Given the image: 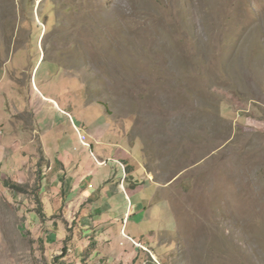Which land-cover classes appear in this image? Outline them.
<instances>
[{"label":"rangeland","instance_id":"1","mask_svg":"<svg viewBox=\"0 0 264 264\" xmlns=\"http://www.w3.org/2000/svg\"><path fill=\"white\" fill-rule=\"evenodd\" d=\"M0 264H264V0H0Z\"/></svg>","mask_w":264,"mask_h":264},{"label":"crops","instance_id":"2","mask_svg":"<svg viewBox=\"0 0 264 264\" xmlns=\"http://www.w3.org/2000/svg\"><path fill=\"white\" fill-rule=\"evenodd\" d=\"M80 141H81V139H80ZM63 148H64V146H63ZM72 151H73V149L71 151H68V149H66L62 153L59 151L54 156V163L55 164H62V166H63L62 169L61 168L57 169L56 165L53 164V162L51 163V164H53L51 166L53 168L52 170H54L53 173L56 176V178L59 176V173H61L63 171V169L64 170L66 168L69 169L70 168L69 165H71L73 168L78 167L76 170L80 171V175H81L82 171H84L86 173L85 178L83 179V182H85L87 184L86 188H84V192L81 193V196H82L81 201L84 202V199L88 198L89 196L95 197L98 194V196L102 198L101 199V201H102L101 205H103L105 207H103V209H104L103 211L97 210L95 213L98 215H96V216L99 217L101 215L103 216L104 214H106L109 219H112L114 221L116 219L120 220V216L123 213L124 205L121 204V201L116 197V194L122 195V192L124 193V191H125L124 194L127 196L126 191L128 190V188L131 190L137 191L136 189H137L138 185L136 187H127V186H124V185H126V183H125L126 181H124L123 186L119 183L120 180H122V178H119L118 169H115V167H113L112 165L111 166L108 165V162L110 160H114V159H110L106 163H102L99 160V158L97 159L96 155L94 156V154H90V153H89V155L86 153L80 154L78 152L74 153V151L73 152ZM98 151L101 152L100 157H103L102 159H104L106 156V155H104V153L106 154V152L103 153V150H100V148H98ZM83 155H86V157ZM75 157L76 158L79 157V159H76ZM87 160L93 161L91 166L89 165V162L87 163ZM72 162H75V163H73L74 166L72 165ZM100 163H102V164H100ZM55 168H56V170H55ZM77 178H79V176H77ZM124 188H125V190H124ZM155 195H156V191H155V194L153 195L154 199L156 198ZM127 197H129V195ZM153 198L150 200V202L152 200H154ZM129 200H131L130 197H129ZM140 200H142V199L139 197L138 199H136V201H137L136 203H132V204L129 203L128 204L126 211H124V218H125V214L128 212L129 213V219L128 220L126 219V222H124V224L130 222L131 214L133 212L135 205L138 207H140L142 205V202ZM72 203H74V202L72 201L70 203V205H72ZM72 207H74V206H72ZM146 207H147V204L145 205V208ZM79 208H80V206H79ZM147 208H149V207H147ZM141 212H142V210H141ZM154 213H156L154 210H151L150 208L146 209L144 211L143 219L144 220H151V219L156 220L157 217H156V214H154ZM98 221H102V219H100ZM124 224H123V226L125 228ZM143 234H146L145 238H147V239L152 237L147 232L142 233L141 235H143Z\"/></svg>","mask_w":264,"mask_h":264},{"label":"built area","instance_id":"3","mask_svg":"<svg viewBox=\"0 0 264 264\" xmlns=\"http://www.w3.org/2000/svg\"><path fill=\"white\" fill-rule=\"evenodd\" d=\"M81 130H79V134H80ZM80 136V139L82 140V142L85 144V145H88L87 141H86V136L82 134L79 135ZM125 220L127 219V215H125Z\"/></svg>","mask_w":264,"mask_h":264}]
</instances>
